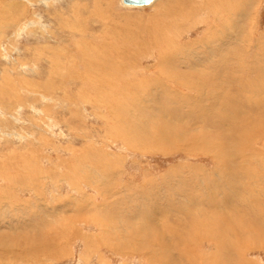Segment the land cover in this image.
I'll list each match as a JSON object with an SVG mask.
<instances>
[{"label": "rangeland", "instance_id": "1", "mask_svg": "<svg viewBox=\"0 0 264 264\" xmlns=\"http://www.w3.org/2000/svg\"><path fill=\"white\" fill-rule=\"evenodd\" d=\"M166 1L0 0V264H264V0Z\"/></svg>", "mask_w": 264, "mask_h": 264}, {"label": "bare ground", "instance_id": "2", "mask_svg": "<svg viewBox=\"0 0 264 264\" xmlns=\"http://www.w3.org/2000/svg\"><path fill=\"white\" fill-rule=\"evenodd\" d=\"M29 1H31V0H29ZM46 1H48V0H46ZM156 0H151L150 1V3H148V4H124L123 2H122V0H120V2L123 4V5H125V6H127V7H131V6H147V5H151L152 3H153V5H155L156 3L158 4V3H160L159 1H161V0H157V2L156 3H154ZM106 2V1H105ZM108 2V1H107ZM169 3H170V1L168 0V1H166V2H162V4H160V5H158V6H160V9H159V11H162L164 8H165V6L167 7L168 5H169ZM233 3V2H232ZM3 4H5V3H3ZM105 4V3H104ZM200 4V3H199ZM206 4V3H205ZM8 6H9V9H10V11L11 12H13V10L16 8V5H15V2H11V3H9V4H7ZM110 5V4H109ZM164 12V11H163ZM162 13V12H161ZM157 15V14H156ZM243 17V16H242ZM3 22V21H2ZM36 23H29L28 25L29 26H32V25H35ZM241 24V23H240ZM22 26V25H21ZM21 28H23V29H26V26L25 25H23V27H20L19 29L21 30ZM2 30V29H1ZM0 30V31H1ZM243 30V29H242ZM23 31V30H22ZM18 33V32H17ZM21 33V32H20ZM21 35V34H20ZM20 35H18V36H20ZM240 36V35H239ZM160 44V43H159ZM165 52V51H164ZM166 53V52H165ZM167 54H168V52H167ZM166 56V55H165ZM168 56V55H167ZM169 58V57H168ZM165 64V63H164Z\"/></svg>", "mask_w": 264, "mask_h": 264}, {"label": "water", "instance_id": "3", "mask_svg": "<svg viewBox=\"0 0 264 264\" xmlns=\"http://www.w3.org/2000/svg\"><path fill=\"white\" fill-rule=\"evenodd\" d=\"M151 0H122L124 4H148Z\"/></svg>", "mask_w": 264, "mask_h": 264}]
</instances>
